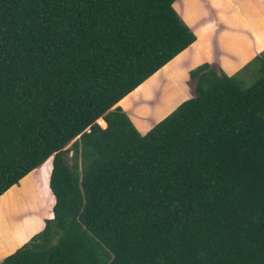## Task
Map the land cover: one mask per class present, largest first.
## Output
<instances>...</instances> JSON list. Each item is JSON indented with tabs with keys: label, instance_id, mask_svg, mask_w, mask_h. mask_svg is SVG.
Segmentation results:
<instances>
[{
	"label": "trees",
	"instance_id": "1",
	"mask_svg": "<svg viewBox=\"0 0 264 264\" xmlns=\"http://www.w3.org/2000/svg\"><path fill=\"white\" fill-rule=\"evenodd\" d=\"M173 1L0 0V196L50 158L53 198L0 264H264V48L142 134L116 105L195 39Z\"/></svg>",
	"mask_w": 264,
	"mask_h": 264
},
{
	"label": "crops",
	"instance_id": "2",
	"mask_svg": "<svg viewBox=\"0 0 264 264\" xmlns=\"http://www.w3.org/2000/svg\"><path fill=\"white\" fill-rule=\"evenodd\" d=\"M171 5L180 19L192 31L195 39L145 81L159 73L161 77L165 78L162 79L159 87L163 85L161 88L163 89L168 88L166 86L174 85V90L178 94L183 93L179 100L191 96L192 90L187 81V73L191 68L207 62L217 65L225 74L230 75L264 48V0H174ZM144 82L116 103L124 110L133 126L141 134L158 119L146 125V121L150 117L134 120V114L138 109H142L141 107L155 106L160 99V96L152 99L133 98V93H137L140 85ZM139 102L142 104L135 106ZM45 161L21 177L17 184L10 186L0 197L8 193L7 191L12 187L21 186L23 181L25 186H34L41 173L40 168ZM49 170L50 166L43 170L47 171V190ZM49 217H51V208L49 215L40 219L39 229L27 235L9 250H5L7 239L0 236V260L25 242L32 234L38 232L43 226L44 219Z\"/></svg>",
	"mask_w": 264,
	"mask_h": 264
},
{
	"label": "rangeland",
	"instance_id": "3",
	"mask_svg": "<svg viewBox=\"0 0 264 264\" xmlns=\"http://www.w3.org/2000/svg\"><path fill=\"white\" fill-rule=\"evenodd\" d=\"M162 79L165 78L157 73L140 85L137 93H133V98L135 99H152L160 96L159 102L155 106H145L141 107L142 109H138L136 113L138 115L134 114L133 116L134 120L150 117L146 121V125L150 124L152 123L151 121L159 120L171 112L182 101L179 99L183 93L178 94L174 90V85L166 86L168 88L163 89H161L163 85L159 87ZM162 96L163 98L161 99ZM141 104L139 102L135 106ZM97 123L100 126H104L98 121ZM137 131L139 132V130ZM47 160L40 168L41 173L38 175L34 186H25L23 181L21 186L13 187V190L0 197V199L2 198L0 200V216L2 220L0 236L7 239L5 250L11 249L27 235L39 229L40 219L50 213L53 198L48 192L49 189L47 190L46 188L47 171H43L44 168H49L50 166V159L48 158Z\"/></svg>",
	"mask_w": 264,
	"mask_h": 264
}]
</instances>
